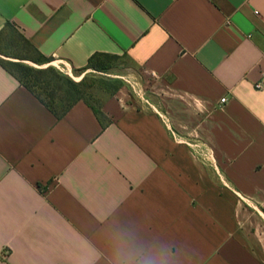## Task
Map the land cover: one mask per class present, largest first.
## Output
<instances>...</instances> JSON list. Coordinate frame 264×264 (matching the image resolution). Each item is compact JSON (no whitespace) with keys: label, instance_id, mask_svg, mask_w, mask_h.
<instances>
[{"label":"crops","instance_id":"0c3cea01","mask_svg":"<svg viewBox=\"0 0 264 264\" xmlns=\"http://www.w3.org/2000/svg\"><path fill=\"white\" fill-rule=\"evenodd\" d=\"M8 24L68 75L104 53L153 84L103 124L0 65V264H264V0H0Z\"/></svg>","mask_w":264,"mask_h":264},{"label":"rangeland","instance_id":"374dc122","mask_svg":"<svg viewBox=\"0 0 264 264\" xmlns=\"http://www.w3.org/2000/svg\"><path fill=\"white\" fill-rule=\"evenodd\" d=\"M8 38H2L0 40V49L8 56H4L0 53V59L6 62L22 63L25 66L34 69L53 68L55 72L62 75L64 78H68L76 83H80L85 77L86 88L84 90L85 98L97 109H101L106 102L110 99L127 95L130 101L134 104L142 103L147 105V100L152 95L150 87L153 84V78L150 77L142 68L132 63L126 56H119L114 61L113 68L107 73H100L94 70H89L82 74H70L68 75L62 69L46 64L39 66L30 60H21L22 58H35L38 59V55L30 48L28 43L22 38V36L15 30L9 31ZM14 70L18 77L22 79L23 73L18 68L9 66ZM51 76V75H50ZM82 77V78H81ZM104 80L106 82L119 81L122 82V88L115 94L111 95L112 85L102 84L99 81ZM63 82H65L63 80ZM249 231L254 232L252 228V218L250 219ZM259 225L257 226V228ZM264 232V223L261 226Z\"/></svg>","mask_w":264,"mask_h":264},{"label":"trees","instance_id":"16d2710c","mask_svg":"<svg viewBox=\"0 0 264 264\" xmlns=\"http://www.w3.org/2000/svg\"><path fill=\"white\" fill-rule=\"evenodd\" d=\"M12 30L17 31L11 24H8V26H6V29L0 32V40H2V38H8V33ZM22 38L24 37L22 36ZM24 40L38 55V59L22 58L21 60H30L39 66H44L52 62L51 59L41 57L25 38ZM0 53L4 56H8L1 49ZM117 57L119 56L104 53L95 54L90 58L87 67L83 70L82 73H85L89 70H94L100 73H107L113 68L114 61L117 59ZM0 65L10 73H12V75H14V77H16L20 81V83L25 86L56 117L63 118L77 103L83 101L90 107H92L98 119L103 124L105 123V117L101 111L102 108L97 109L84 96V90L87 86V77H85L80 83H76L68 78H64L62 75L57 74L51 67L34 69L25 66L22 63L6 62L1 59ZM9 66L21 70V72L23 73L22 79L18 77L16 72L10 69ZM63 80L65 82H63ZM99 82L102 84L106 83L112 85V96L115 95L123 86L122 82L119 81L106 82L104 80H100Z\"/></svg>","mask_w":264,"mask_h":264},{"label":"built area","instance_id":"2783aa9c","mask_svg":"<svg viewBox=\"0 0 264 264\" xmlns=\"http://www.w3.org/2000/svg\"><path fill=\"white\" fill-rule=\"evenodd\" d=\"M257 88H258V89H261V88H262V84H258V85H257ZM226 102H227V98H224V99H222V101H221L222 104H225Z\"/></svg>","mask_w":264,"mask_h":264}]
</instances>
